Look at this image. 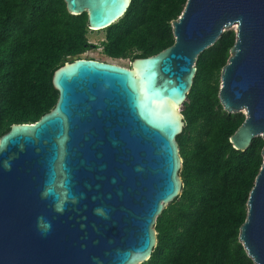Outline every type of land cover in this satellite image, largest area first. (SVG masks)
I'll return each instance as SVG.
<instances>
[{"label":"water","instance_id":"1","mask_svg":"<svg viewBox=\"0 0 264 264\" xmlns=\"http://www.w3.org/2000/svg\"><path fill=\"white\" fill-rule=\"evenodd\" d=\"M89 30L116 21L131 0H64ZM173 42L130 67L91 58L52 75L54 107L0 134V264H142L157 215L181 193L175 137L199 52L234 25L218 100L245 115L229 141L264 138V0H186ZM262 164L238 239L264 264Z\"/></svg>","mask_w":264,"mask_h":264},{"label":"trees","instance_id":"2","mask_svg":"<svg viewBox=\"0 0 264 264\" xmlns=\"http://www.w3.org/2000/svg\"><path fill=\"white\" fill-rule=\"evenodd\" d=\"M186 0H131L91 44L86 14H70L64 0H0V134L12 123L34 122L57 100L54 71L99 47L110 58L145 57L173 42L170 21ZM235 41L224 30L198 53L181 104L185 126L175 137L182 157L181 193L155 220L157 242L142 264H254L238 239L247 198L262 164L264 138L241 151L229 141L242 113L218 100L220 72Z\"/></svg>","mask_w":264,"mask_h":264},{"label":"rangeland","instance_id":"3","mask_svg":"<svg viewBox=\"0 0 264 264\" xmlns=\"http://www.w3.org/2000/svg\"><path fill=\"white\" fill-rule=\"evenodd\" d=\"M230 29L234 30L235 29L234 25L231 26ZM101 38H102V29L90 30L87 33V40L91 44L98 45L97 43L101 40ZM80 58H91L100 61H107L110 62V64L122 66L125 68L130 67V60L128 58H110L108 56L103 55L99 47L88 48L87 50H85L83 53L80 54Z\"/></svg>","mask_w":264,"mask_h":264}]
</instances>
